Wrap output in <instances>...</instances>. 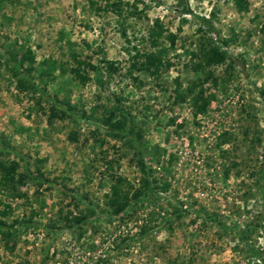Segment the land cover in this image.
<instances>
[{
    "label": "rangeland",
    "instance_id": "374dc122",
    "mask_svg": "<svg viewBox=\"0 0 264 264\" xmlns=\"http://www.w3.org/2000/svg\"><path fill=\"white\" fill-rule=\"evenodd\" d=\"M87 1L0 0V51L27 46L40 87L38 72L52 74L41 93L17 90L0 54V160H16L19 171L25 162L46 179L18 186L22 196L0 189V218L30 223L11 248L0 237V264H262L264 0H239L241 8L233 0ZM198 17L213 30L198 31ZM155 19L163 32L152 45ZM201 39L232 60L207 67L215 84L201 87L213 97L193 114L185 88L201 77L191 55ZM143 52L169 65L156 75L130 67ZM72 54L93 67L81 66L83 84L67 71ZM101 59L116 68L108 73ZM115 105L131 118L132 145L98 126ZM134 145L153 190L113 214L103 203L108 175L138 185ZM63 215L85 221L67 227Z\"/></svg>",
    "mask_w": 264,
    "mask_h": 264
},
{
    "label": "trees",
    "instance_id": "16d2710c",
    "mask_svg": "<svg viewBox=\"0 0 264 264\" xmlns=\"http://www.w3.org/2000/svg\"><path fill=\"white\" fill-rule=\"evenodd\" d=\"M87 2L89 6L94 5V2L92 0H88ZM233 2L236 7H242V3H240L239 0H233ZM183 3L184 4L182 6V9L186 13H188L189 11L187 4L186 2ZM94 9L95 11L99 10L98 6H95ZM133 9L135 10V7H133ZM136 12L137 11H132L130 12V14H135ZM198 20L201 23V25L197 27L198 31H202V27H205L210 31L213 30L212 26L209 24L208 18L198 17ZM162 32L163 29L161 27V24L155 19L153 27L149 28L148 31V40L150 44H156V38L157 36L161 35ZM165 38L167 39L169 45L173 44V34L168 33L167 35H165ZM203 40L204 39H201V42L197 45L196 51L191 53V55L197 58V61L192 64L193 71L199 72L201 77L198 78L195 82H191V84L185 88V92L187 94H191L190 99L191 107L194 110L193 114L203 113L210 99H212L213 97L212 93L204 94V89L201 87L203 82H205L207 79H210L211 84H215L216 78L212 75L211 71L207 69V67L224 63L227 60L228 63L226 64V67L229 68L230 62L232 60L231 55L227 53V51L220 50L217 43H204ZM221 42L222 44L224 43V41ZM0 54L4 59V70L7 73L8 77L13 80L17 90H31L36 93H41V90H44V82L52 79V74L48 73V71H39L38 77L44 75L46 79L43 80V84L41 85V87L37 82L34 81V79L31 77L34 56L32 51L27 46L18 49L17 53L15 54H11L10 52L4 53L3 51H0ZM72 57V59L74 60V65L68 67L67 71L71 73L72 78L77 83L83 84L88 77L85 72L81 71L83 69L81 66L86 64L90 66V68L93 67L92 65H89L84 61L76 59L75 54H72ZM134 59L135 61H131L130 67L138 64V68H141L151 75H156L161 66H163V68H166L169 65L167 61H162L158 55L152 54L150 52L139 53L134 56ZM43 62H45V60H43ZM43 62H41L40 64H43ZM101 62L104 64V68L108 73L116 68L113 61L101 59ZM58 72L61 74L64 72V69L60 66V68H58ZM98 83H100V81H98ZM263 93L264 87L259 89V94L261 96H263ZM176 95L179 100L184 97V94L182 93H176ZM114 98L118 100V97L114 96ZM112 110H115L118 113V118L115 120H111L110 118L113 115ZM81 120L84 121V123H88V125H93L94 123H92V121L95 122L93 118L91 119L87 116H82ZM124 121L127 122V124L123 127ZM130 124L131 118L128 116V113L124 109V107L115 105V107L108 112V115L103 118L102 122L98 126L102 127L106 132L110 133L113 138H116L117 140L125 139L128 144L132 145V142L135 140L136 135L133 134V129ZM134 146L136 147V150L134 152V164L139 173L137 179L138 185L132 188V185L124 177L120 175H108L110 184L108 185L107 192L104 193L103 203L106 207L113 211V214L121 212L127 206L134 203L139 197L153 190L151 185L152 179L149 176V169L143 159V151H141L139 145ZM262 147L264 148V144L262 145ZM17 159L22 160L20 156H18ZM17 167V161L14 159L0 160V189L12 192V196H22V194L17 191V187L22 185L26 181H35L36 185H40L42 180H46L41 179V173L38 171V169H36V173L38 175H32L31 172H29V170L27 169L25 162L20 171L17 170ZM166 186V184H163L162 189H164ZM4 207H7V205H4ZM0 213L2 215L4 214L3 212ZM62 218L63 221L66 222L65 224L67 227H71L73 224L79 227L85 221V216L83 215H75L70 218L66 215H63ZM204 218H206V216H204ZM207 218H209L213 223L220 225L215 221L214 218ZM16 222L17 221L15 220L6 222L4 219L0 218V237L2 239V242L4 243L5 248H11L17 233L19 231L25 230L26 227H28L30 224L29 217L25 221L18 223ZM15 223L17 224V229L14 227ZM49 226L50 228L54 227V225ZM221 226L223 225L221 224ZM50 233H53V231L50 230ZM7 242H11V245H9L10 247H7ZM259 258L261 263L264 264V257Z\"/></svg>",
    "mask_w": 264,
    "mask_h": 264
}]
</instances>
